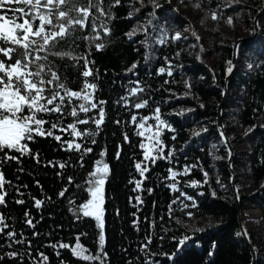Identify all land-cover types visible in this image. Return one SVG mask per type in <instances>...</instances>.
<instances>
[{
    "label": "trees",
    "instance_id": "16d2710c",
    "mask_svg": "<svg viewBox=\"0 0 264 264\" xmlns=\"http://www.w3.org/2000/svg\"><path fill=\"white\" fill-rule=\"evenodd\" d=\"M263 8L0 0V264H252L216 117ZM222 120L264 264V11Z\"/></svg>",
    "mask_w": 264,
    "mask_h": 264
},
{
    "label": "water",
    "instance_id": "95a60500",
    "mask_svg": "<svg viewBox=\"0 0 264 264\" xmlns=\"http://www.w3.org/2000/svg\"><path fill=\"white\" fill-rule=\"evenodd\" d=\"M263 11H264V8L255 18V31H254V35L250 39H254L257 36L258 19H259V16L261 15V13ZM250 39H247V38L239 39L235 42V44L233 46L231 65H230L228 75L225 79V84L223 87V97H222L221 103L219 104L218 109H217L216 121H217V128H218L221 140H222V145L225 146L226 150L229 153L228 168H229V172L231 175V185H232V189H233V193H234V204L236 206V211H237V222H238V226H239L238 232L240 234V238L244 241L245 245L247 246V248L249 249V251L251 253V256L253 259L252 264H255L257 254H256V252H255V250H254V248L250 242V239L248 237L247 228H245V226L243 224V214L246 212H243L240 209L238 191H237V188L235 185V174H234V170H233V159H234L235 151H234V149H233V147H232V145H231V143L227 137V134H226L225 129H224V123L222 120V111H223V106H224L225 100L227 98L228 85L231 82V80L233 79L236 68H237V56H238L239 46L241 45L242 42L250 40ZM105 170L106 171L108 170L107 166H106ZM105 185H106V178L105 177L100 178L98 180V183H97V188L102 195H104V193H105Z\"/></svg>",
    "mask_w": 264,
    "mask_h": 264
},
{
    "label": "rangeland",
    "instance_id": "374dc122",
    "mask_svg": "<svg viewBox=\"0 0 264 264\" xmlns=\"http://www.w3.org/2000/svg\"><path fill=\"white\" fill-rule=\"evenodd\" d=\"M5 27L6 25H3L1 28L2 30H5ZM9 27V26H8ZM13 33V32H11ZM15 34V33H14ZM180 36L182 35H175L174 39L176 38H179ZM102 204H103V197L97 192L95 191L94 193H92L91 195V201L90 203H88V214H91V215H94L95 218H100V220H98L101 224V227L102 226V217H101V212H102ZM254 212H257L258 215L257 216H260V212L258 210H253ZM96 218V219H97ZM251 224L248 225V227L250 226Z\"/></svg>",
    "mask_w": 264,
    "mask_h": 264
},
{
    "label": "bare ground",
    "instance_id": "6f19581e",
    "mask_svg": "<svg viewBox=\"0 0 264 264\" xmlns=\"http://www.w3.org/2000/svg\"><path fill=\"white\" fill-rule=\"evenodd\" d=\"M183 34H185V32ZM256 215H258V214H257V212H254V211H248V212L243 214V224H244L245 228H248V225L251 224L250 217H256Z\"/></svg>",
    "mask_w": 264,
    "mask_h": 264
}]
</instances>
